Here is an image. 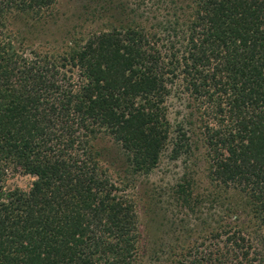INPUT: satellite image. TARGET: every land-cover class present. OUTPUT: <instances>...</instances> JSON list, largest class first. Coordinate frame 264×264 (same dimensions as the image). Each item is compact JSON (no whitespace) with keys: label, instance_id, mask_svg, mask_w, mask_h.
<instances>
[{"label":"trees","instance_id":"trees-1","mask_svg":"<svg viewBox=\"0 0 264 264\" xmlns=\"http://www.w3.org/2000/svg\"><path fill=\"white\" fill-rule=\"evenodd\" d=\"M55 2L0 0V264H136L134 205L91 142L110 137L150 172L175 81L214 120L203 135L221 214L207 243L165 264H264V0H141L171 9L163 38L113 25L58 41L43 29ZM9 170L34 178L27 191H4Z\"/></svg>","mask_w":264,"mask_h":264},{"label":"rangeland","instance_id":"rangeland-1","mask_svg":"<svg viewBox=\"0 0 264 264\" xmlns=\"http://www.w3.org/2000/svg\"><path fill=\"white\" fill-rule=\"evenodd\" d=\"M167 7H149L148 3L144 7L141 0H56L50 18H43L49 20L43 28L46 32L43 31L52 33L58 41L60 33L67 34L72 29L85 35L123 25L140 26L163 38L166 21L172 20ZM43 15L47 16V12ZM28 37L52 40L39 33ZM164 106L168 136L155 167L147 174L132 172L122 149L110 137L101 135L91 142L106 174L118 188L117 194L134 205L138 231L136 264H165L170 253H177L194 237L201 239L197 242L207 243L205 228L221 214V205L208 193V156L203 135L205 127L213 125L214 120L204 113V105L189 94L181 81L171 84ZM174 147H178L175 155ZM33 180L19 170H9L3 189L27 191ZM180 187L197 197L195 204L183 206Z\"/></svg>","mask_w":264,"mask_h":264}]
</instances>
